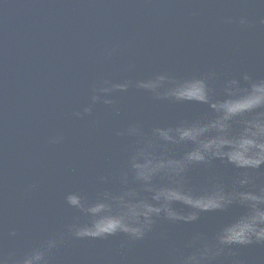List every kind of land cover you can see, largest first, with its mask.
I'll return each instance as SVG.
<instances>
[{"label":"water","instance_id":"95a60500","mask_svg":"<svg viewBox=\"0 0 264 264\" xmlns=\"http://www.w3.org/2000/svg\"><path fill=\"white\" fill-rule=\"evenodd\" d=\"M161 73L175 81L214 74L218 95L228 79H264V0H0V257H22L62 235L48 264H178L194 235L211 239L241 213L234 206L189 223L159 220L140 240L69 231L90 222L68 204L69 193L94 201L139 187L131 173L121 183L137 138L120 133L138 125L152 136L211 112L135 86ZM105 79L130 86L109 94L112 105L101 100L77 117ZM183 94L198 97L201 86L192 81ZM241 128L232 123L233 133ZM157 142L162 154L184 150ZM252 175L264 185V171ZM209 177L231 185L238 171L217 162L194 170L192 183ZM214 264H264V244L233 246Z\"/></svg>","mask_w":264,"mask_h":264},{"label":"clouds","instance_id":"9594fccd","mask_svg":"<svg viewBox=\"0 0 264 264\" xmlns=\"http://www.w3.org/2000/svg\"><path fill=\"white\" fill-rule=\"evenodd\" d=\"M241 23L246 21L242 19ZM213 76L175 81L161 73L136 82V87L148 90L156 98L195 101L211 112L175 126L155 127L152 136H147L138 125L120 133L137 138L129 158V171L123 173L121 183L128 184L131 173L139 187H128L119 194L106 190L94 201L78 192L69 193L68 204L90 217L89 223L68 226L74 237L106 238L122 233L140 240L159 220L189 223L198 220L201 213L224 212L238 206L241 213L219 228L211 239L203 234L194 235L189 244L193 250L182 255L178 264H214L218 257L230 254L233 246L264 244V185L255 184L252 175L264 171V79L253 80L248 74L243 75L246 84L238 78L228 79L218 95L209 83ZM192 81L201 86L198 97L183 94L185 85ZM169 83L172 86L166 87ZM129 86L128 81L102 80L93 89L91 103L75 115L90 114L93 105L101 100L112 105L109 94ZM234 121L242 124L239 133L232 131ZM60 139L53 137L51 142L58 143ZM157 141L184 150L179 155L162 154L157 150L161 146ZM217 162L238 171L231 185L216 177H209L200 186L192 183L194 170L213 169ZM158 179L163 182H156ZM62 238L49 237L19 258L14 252L9 253L0 257V264H48L49 255Z\"/></svg>","mask_w":264,"mask_h":264}]
</instances>
